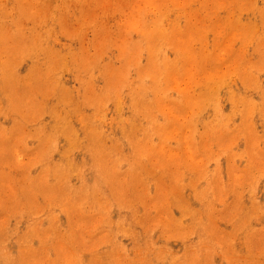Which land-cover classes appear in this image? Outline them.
Wrapping results in <instances>:
<instances>
[{"label":"rangeland","instance_id":"rangeland-1","mask_svg":"<svg viewBox=\"0 0 264 264\" xmlns=\"http://www.w3.org/2000/svg\"><path fill=\"white\" fill-rule=\"evenodd\" d=\"M0 264H264V0H0Z\"/></svg>","mask_w":264,"mask_h":264}]
</instances>
